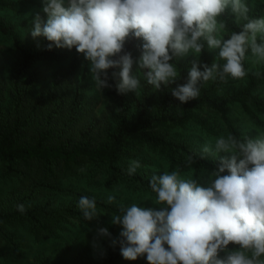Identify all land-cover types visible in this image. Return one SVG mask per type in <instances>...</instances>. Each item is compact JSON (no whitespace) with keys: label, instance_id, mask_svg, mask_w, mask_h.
Here are the masks:
<instances>
[{"label":"clouds","instance_id":"clouds-1","mask_svg":"<svg viewBox=\"0 0 264 264\" xmlns=\"http://www.w3.org/2000/svg\"><path fill=\"white\" fill-rule=\"evenodd\" d=\"M42 13L31 21L33 38L44 37L48 50L75 48L90 62L95 86L111 88L108 70L119 68L118 94L135 92L140 80L133 66L144 70L147 83L156 90L175 83L177 66L173 61L191 53L199 58L205 49L219 50L211 66L192 62L187 81L172 88L171 95L185 104L200 95V86L227 77L244 79L246 53L264 61V17L250 18L242 0H42ZM231 9L237 20L246 21L239 32L223 39L219 33L226 22L219 18ZM130 38L142 40L139 59L134 60L125 44ZM201 68L203 70L201 71ZM259 78L260 72H254ZM224 153L201 183L179 170L153 175L149 181L155 193L154 207L133 203L121 206L111 223L120 225V254L125 260L146 257L148 264H264V134L243 139L233 134L206 143L201 160L208 154ZM193 156L187 157L190 167ZM141 167L131 160L129 176ZM81 168L80 171H84ZM227 173V174H225ZM108 203L116 199L108 196ZM78 207L86 221L97 217L94 198L81 196ZM21 213L23 204L16 206ZM99 235L110 236L107 228ZM116 241H113L115 244ZM238 246L229 250V245ZM167 246V247H166ZM220 253H225L223 257Z\"/></svg>","mask_w":264,"mask_h":264},{"label":"trees","instance_id":"trees-1","mask_svg":"<svg viewBox=\"0 0 264 264\" xmlns=\"http://www.w3.org/2000/svg\"><path fill=\"white\" fill-rule=\"evenodd\" d=\"M20 3L0 0V11L16 12ZM248 16L261 18L264 8L249 9ZM219 19L226 22L223 31L228 38L232 32L241 31L246 23L243 18L237 20L231 10H226ZM13 29L0 18V33L8 35ZM48 44L44 37L27 43L15 37V62L9 77L0 71V180L11 185L4 195L0 194V248L16 255L22 254V243L17 235L19 228H24L38 240L62 230V226L70 221H95V218L84 219L78 207L81 196L94 198L97 213L110 217L120 214L121 206L129 207L128 204L108 203L107 198L67 181L83 178L88 186H101L110 193L125 190L155 199L149 186L153 175L144 169L145 152L159 155L172 169L189 173L200 182L208 181L219 160L207 157L201 160V154L191 142L171 135L172 131L184 129L190 123L208 131L206 121L197 115L203 109L217 113L227 134L239 139L246 135L230 118L235 105L242 108L253 126L264 129V93L258 92L264 90V64L257 70L261 73L259 78L253 75L254 72L249 73L245 84L236 91L225 92L230 81L217 79L209 85L202 83L198 98L185 104H180L171 95V90L187 81L190 61L181 58L173 61L178 78L173 84L162 85L159 91L147 83L144 70H141L139 93L118 94L115 85L120 80L118 75L113 77V73L118 74L120 69H109L112 87L108 90L114 99V107L101 123L92 115L90 101H84L83 88L74 90L71 86L80 64L77 57H73L70 65L54 78L52 85L40 93L36 91V65L65 62L70 53L54 45L48 50ZM138 50L139 40L130 38L125 51L133 57ZM251 55L249 49L246 58ZM199 63L212 65L206 42ZM188 156H193L196 161L190 167ZM131 160H139L141 167L129 176L127 168ZM81 168L85 170L80 171ZM57 199L63 202L58 204ZM18 204L25 206L24 213L17 210ZM115 232V226L109 228L110 236L105 237L102 251L96 252L88 264H139L138 259L129 261L122 257L120 235L115 238ZM237 248L229 245V250ZM0 258L6 259L3 251ZM36 264L63 263L37 259Z\"/></svg>","mask_w":264,"mask_h":264},{"label":"rangeland","instance_id":"rangeland-1","mask_svg":"<svg viewBox=\"0 0 264 264\" xmlns=\"http://www.w3.org/2000/svg\"><path fill=\"white\" fill-rule=\"evenodd\" d=\"M11 1H21L16 12L9 10H1L0 18L3 19L9 26L14 27L13 31L4 35L0 33V71L5 74V77H9L12 64L15 62V54L13 51V39L17 37L21 42L27 43L35 38L31 35L32 23L36 13H40L44 16L46 21V15L42 13L43 3L42 0H11ZM249 9H253L257 6H262L264 8V0H242ZM228 10H231L230 8ZM264 17V16H263ZM219 36L223 39H227L228 35L222 30ZM262 35L258 34L257 41L262 40ZM142 40H139V49L142 44ZM62 49V48H61ZM63 51H69L68 59L65 62H53V63H41L36 65L35 70H37L38 87L37 92L40 93L41 90L48 88L52 85L54 78L66 67L70 65L71 59L77 57L80 60L79 67L76 74L71 81V86L75 90L78 87L83 88V99L84 101H90L89 107L92 108V115H95L97 119L101 120L103 123L105 117L111 109L114 107V99L109 94L108 88L104 90L98 89L90 74V62L85 60L82 54L77 53L74 50L62 49ZM219 50H209L211 64L217 58L219 63H224V61L218 59ZM140 50L133 56L134 60L139 59ZM183 61L194 60L199 61V58L195 57L193 54L189 53L184 57H181ZM256 57L253 55L246 58L243 62L246 70H250L249 73L257 71L263 64L264 61L255 63ZM133 74H136L138 79L141 77V70H137V66H133ZM230 84L226 86L225 92L236 91L245 84L246 77L244 79H233L230 76L227 77ZM213 81H208L205 85L211 84ZM258 92L264 93V90H259ZM136 93H139V88ZM197 115L200 119H203L208 124L209 130L206 131L200 126L195 124H188L184 129H176L171 132L173 137L178 139H186L191 142L194 147L202 154V148L206 143L212 144L214 146L215 139L221 136L227 137V131L225 124L222 119H220L217 113L212 112L208 109H203L198 112ZM107 118V117H106ZM233 122L240 129V131L248 136L249 138H255L260 134H264V129L257 128L253 126L250 121L245 117L242 108L239 105L232 107L231 116ZM211 131V132H209ZM225 155L224 153L208 154L207 158L219 159L220 156ZM144 157V169H147L152 175H161L165 171L171 172L177 169H172L170 165L159 155L145 152ZM181 176L187 178L191 176L189 173L180 172ZM193 178V176H191ZM68 184L71 183L76 185V187L86 190L87 192L94 193L101 197L108 198L109 195H114L116 197V203L120 205L128 204L131 206L133 203L140 207H154V200L147 194H131L125 190L120 192L110 193L103 187H90L83 178H78L77 180L67 181ZM207 180L201 181L205 183ZM4 181L0 180V194L4 195L9 189ZM60 201L57 199V203ZM112 217L105 214L97 213V217L93 222H82V221H70V223L62 226V230L57 231L49 237H43L38 240L34 239L24 228H19L17 235L19 241L22 243V254L16 255L8 249L0 248V252L5 253V258H0V264H36L37 259H43L45 261L62 262L63 264H88L95 258V253L102 251L103 242L106 236L99 235L98 229L109 228L115 226V238L120 235L122 227L120 225H114L111 223ZM225 253H220L223 257ZM264 259V257H262ZM139 264H148L146 257L138 258Z\"/></svg>","mask_w":264,"mask_h":264}]
</instances>
